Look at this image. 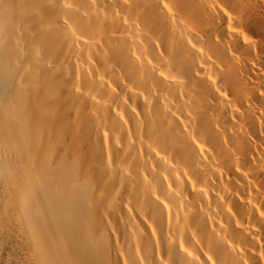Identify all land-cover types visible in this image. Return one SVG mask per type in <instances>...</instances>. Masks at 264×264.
<instances>
[{
    "label": "bare ground",
    "instance_id": "obj_1",
    "mask_svg": "<svg viewBox=\"0 0 264 264\" xmlns=\"http://www.w3.org/2000/svg\"><path fill=\"white\" fill-rule=\"evenodd\" d=\"M9 237L14 264H264V0H0Z\"/></svg>",
    "mask_w": 264,
    "mask_h": 264
},
{
    "label": "rangeland",
    "instance_id": "obj_2",
    "mask_svg": "<svg viewBox=\"0 0 264 264\" xmlns=\"http://www.w3.org/2000/svg\"><path fill=\"white\" fill-rule=\"evenodd\" d=\"M4 233V232H3ZM11 241H10V240ZM9 242L8 240H6V242H8L6 244V242H4L2 244V248H0V264H14V248H13V241H12V237H9ZM6 244V245H5ZM13 261V262H12Z\"/></svg>",
    "mask_w": 264,
    "mask_h": 264
},
{
    "label": "clouds",
    "instance_id": "obj_3",
    "mask_svg": "<svg viewBox=\"0 0 264 264\" xmlns=\"http://www.w3.org/2000/svg\"><path fill=\"white\" fill-rule=\"evenodd\" d=\"M185 251H188V249H187V248H185Z\"/></svg>",
    "mask_w": 264,
    "mask_h": 264
}]
</instances>
